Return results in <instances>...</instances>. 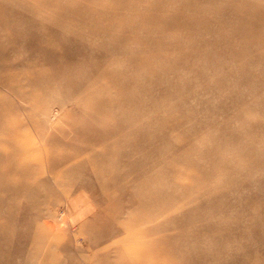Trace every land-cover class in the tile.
Listing matches in <instances>:
<instances>
[{"label": "rangeland", "instance_id": "rangeland-1", "mask_svg": "<svg viewBox=\"0 0 264 264\" xmlns=\"http://www.w3.org/2000/svg\"><path fill=\"white\" fill-rule=\"evenodd\" d=\"M0 264H264V0H0Z\"/></svg>", "mask_w": 264, "mask_h": 264}]
</instances>
